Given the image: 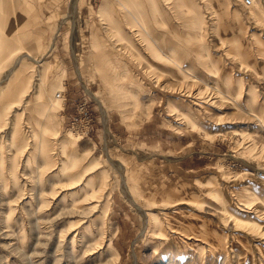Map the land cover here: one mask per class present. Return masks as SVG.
Instances as JSON below:
<instances>
[{
	"label": "rangeland",
	"instance_id": "obj_1",
	"mask_svg": "<svg viewBox=\"0 0 264 264\" xmlns=\"http://www.w3.org/2000/svg\"><path fill=\"white\" fill-rule=\"evenodd\" d=\"M134 249L264 264V0H0V264Z\"/></svg>",
	"mask_w": 264,
	"mask_h": 264
},
{
	"label": "bare ground",
	"instance_id": "obj_2",
	"mask_svg": "<svg viewBox=\"0 0 264 264\" xmlns=\"http://www.w3.org/2000/svg\"><path fill=\"white\" fill-rule=\"evenodd\" d=\"M77 4V3H76ZM74 7V6H73ZM72 15V14H71ZM74 16H75V13H74ZM74 19V18H73ZM75 21V20H74ZM75 25V24H74ZM143 27V26H142ZM73 23H72V30H73ZM144 28V27H143ZM119 31V30H118ZM138 31H139V29H138ZM145 31V30H144ZM117 33V32H116ZM121 33V32H120ZM72 34V33H71ZM112 34H114V32H112ZM136 34V33H135ZM120 35V34H119ZM122 36H124L123 34H121ZM137 35V34H136ZM112 36V35H111ZM114 37V36H113ZM125 37V36H124ZM129 37V36H128ZM123 38V37H122ZM121 38V39H122ZM130 38V37H129ZM72 39V38H71ZM121 39H119V40H121ZM124 39V38H123ZM139 39V38H138ZM124 41V40H123ZM120 42V41H119ZM118 43V42H117ZM72 44V43H71ZM117 45V44H116ZM73 49V48H72ZM129 49H131V48H129ZM75 51V50H74ZM28 53V52H27ZM29 54V53H28ZM29 55H31V53L29 54ZM74 56V55H73ZM75 57V56H74ZM78 68V67H77ZM79 70V69H78ZM79 72V71H78ZM80 75V74H79ZM82 77V76H81ZM88 90V89H87ZM88 92H89V90H88ZM90 94H91V92H90ZM91 95H93V94H91ZM94 96V95H93ZM58 99H60V98H58ZM98 100V99H97ZM99 103H100V100H99ZM52 104L53 105H59V100H53L52 101ZM101 104V103H100ZM102 105V104H101ZM105 107V106H104ZM106 110V109H105ZM106 113V112H105ZM107 115H108V113H107ZM106 115V116H107ZM103 118H105V115H104V113H103ZM108 117V116H107ZM105 120L106 119H104V122H105ZM107 122V121H106ZM106 125V131H107V133H108V135L110 134L111 135V131H110V129H109V127H108V124L106 123L105 124ZM106 133V132H105ZM106 135V134H105ZM107 149V148H106ZM108 156H109V158L110 159H113L109 154H107ZM122 172V175L124 176V173H123V170L121 171ZM122 184V183H121ZM123 184H124V187L126 188V190H128V182L125 180V178H123ZM123 187V188H124ZM136 204L145 212V214L148 216V209H147V207H145V206H142L140 203H138V202H136ZM146 228V227H145ZM145 229H143L142 230V232L144 231ZM141 232V233H142ZM133 257H134V260H135V264H140V262H139V258H138V254H137V251L134 249V253H133Z\"/></svg>",
	"mask_w": 264,
	"mask_h": 264
},
{
	"label": "built area",
	"instance_id": "obj_3",
	"mask_svg": "<svg viewBox=\"0 0 264 264\" xmlns=\"http://www.w3.org/2000/svg\"><path fill=\"white\" fill-rule=\"evenodd\" d=\"M246 2H247L248 4H251V3H252V0H246ZM58 95H60V92H58Z\"/></svg>",
	"mask_w": 264,
	"mask_h": 264
}]
</instances>
